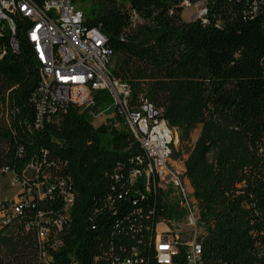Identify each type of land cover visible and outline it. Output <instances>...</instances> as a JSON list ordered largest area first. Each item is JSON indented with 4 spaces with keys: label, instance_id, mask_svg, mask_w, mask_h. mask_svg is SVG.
<instances>
[{
    "label": "trees",
    "instance_id": "obj_1",
    "mask_svg": "<svg viewBox=\"0 0 264 264\" xmlns=\"http://www.w3.org/2000/svg\"><path fill=\"white\" fill-rule=\"evenodd\" d=\"M186 1L200 2L81 3L134 100L159 109L181 147L201 127L187 157L173 147L172 158L184 164L206 228L204 263L264 264V4L205 0L206 14L186 22ZM29 25L17 18L16 50L0 22V171L24 185L19 213L0 203V264H157L155 229L183 218L178 198L131 179L145 154L125 128L95 127L88 111L66 104L38 125L41 67ZM94 101L95 110L112 103L107 91ZM173 261L186 264L182 254Z\"/></svg>",
    "mask_w": 264,
    "mask_h": 264
},
{
    "label": "built area",
    "instance_id": "obj_2",
    "mask_svg": "<svg viewBox=\"0 0 264 264\" xmlns=\"http://www.w3.org/2000/svg\"><path fill=\"white\" fill-rule=\"evenodd\" d=\"M204 1L195 5L186 1L184 9L201 4L204 16ZM256 1L264 4V0ZM79 3L81 0H0V22L11 31L14 49L19 48L15 38L17 18L21 16L30 23L27 40L41 67L40 89L34 100L38 125H42L48 111L66 104L81 112L88 111L97 127L110 122L115 128L129 131L145 154L139 161L143 169L134 171L131 179L143 177L148 190L154 185L171 192L178 198L184 213L181 220L156 226L154 253L157 264H174L173 259L179 254L186 264H205L202 239L206 228L185 171L178 170L172 162L176 133L162 119L159 109L148 101L134 100L131 86L113 78V51L99 29L86 26V16ZM133 22L137 26L141 20L133 15ZM99 91L109 92L112 99L105 110L92 109L94 95ZM41 186L44 185L39 186V192ZM68 203H71L70 198ZM22 205L21 200L16 202L13 212L19 213ZM159 225L163 228L156 232Z\"/></svg>",
    "mask_w": 264,
    "mask_h": 264
},
{
    "label": "rangeland",
    "instance_id": "obj_3",
    "mask_svg": "<svg viewBox=\"0 0 264 264\" xmlns=\"http://www.w3.org/2000/svg\"><path fill=\"white\" fill-rule=\"evenodd\" d=\"M78 6L85 12L86 14H90L91 12V7L89 2L83 4L79 3ZM202 11L203 7L201 4H198L196 6H190L186 7L182 14V18L184 21L188 22L197 18H200L202 16ZM95 124V123H94ZM93 124V125H94ZM95 127L98 126V124L94 125ZM201 132V127L196 129L191 136V140L187 143H185L182 147L180 146V141H179V134L176 132V138H175V148H182L184 151L185 158L187 157L189 150H191L196 143L197 139L199 138ZM173 165L180 171H185V167L182 161L174 160L172 158ZM33 174L30 173L29 171L27 172V177H31ZM16 182V183H15ZM14 183V184H13ZM24 190V185L21 182H18L17 177L15 176L14 173H10L7 171H0V203L2 202H12L16 203L20 199L21 193H23ZM162 225H159L157 227L156 232L161 230Z\"/></svg>",
    "mask_w": 264,
    "mask_h": 264
},
{
    "label": "water",
    "instance_id": "obj_4",
    "mask_svg": "<svg viewBox=\"0 0 264 264\" xmlns=\"http://www.w3.org/2000/svg\"><path fill=\"white\" fill-rule=\"evenodd\" d=\"M40 193H41V194H45V193H46V188H45V186H41V187H40Z\"/></svg>",
    "mask_w": 264,
    "mask_h": 264
}]
</instances>
